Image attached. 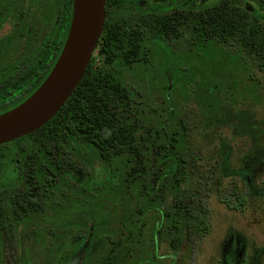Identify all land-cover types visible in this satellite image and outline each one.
Masks as SVG:
<instances>
[{
	"label": "trees",
	"instance_id": "obj_1",
	"mask_svg": "<svg viewBox=\"0 0 264 264\" xmlns=\"http://www.w3.org/2000/svg\"><path fill=\"white\" fill-rule=\"evenodd\" d=\"M72 11L73 0H0V29L9 27L0 34V74H20L21 83L31 87L34 81L32 94L63 48ZM129 29L108 16L95 52L102 61L92 57L74 93L49 122L0 145V264H167L166 258L191 249L208 233L201 190L209 181L219 184L223 176L241 174L250 188L247 170L230 169L226 146L215 177L193 183L196 153L175 103L169 99L166 106L151 107L128 82L129 73L158 84L163 93L170 84L165 71L146 74L153 51ZM244 44L224 57L250 61V77L255 68L263 73L259 86L264 33L259 47L253 35ZM215 83L205 77L196 91L205 87L210 99L221 88ZM178 84L188 101L192 82ZM217 191L234 209L247 195ZM164 243L169 250H163ZM220 264H245V259L235 246Z\"/></svg>",
	"mask_w": 264,
	"mask_h": 264
},
{
	"label": "rangeland",
	"instance_id": "obj_2",
	"mask_svg": "<svg viewBox=\"0 0 264 264\" xmlns=\"http://www.w3.org/2000/svg\"><path fill=\"white\" fill-rule=\"evenodd\" d=\"M95 52V61L101 62ZM225 52L230 55L235 51L228 49ZM173 55L167 49H155L153 61L144 70L146 74L165 71L164 76L167 75L170 84L164 93L158 84L144 83L128 73L130 86L151 107L159 104L166 106L169 99L175 103L179 116L189 126L190 142L196 153L193 183L202 185L206 177H215L220 155L227 152L226 148L221 147L226 146L231 151L227 155L230 169L247 170L250 188L241 174L223 176L219 184L209 181L206 189L201 190L205 194L204 202L210 222L208 233L197 240L191 249L183 247L175 252L174 258L169 256L165 262L220 264L228 251L236 246L238 257L244 258L245 264H264V82L256 85L263 80V73L255 68L253 77H250L252 69L247 67L251 66V62L246 60L227 59L220 64L207 63L210 61L206 58L210 59L211 52L204 53L203 64L195 67L180 66ZM189 73L193 75L189 76ZM209 76L217 82L216 87L218 82L221 84L210 99L209 94L204 92L205 87L199 85L196 91L197 83ZM180 81L192 82L195 88L187 94L186 102L178 84ZM204 97L205 101L202 99ZM211 99H214L215 106L209 111L206 105ZM151 107L146 111L149 119ZM218 188L226 194H232L233 189L242 194L247 192L244 198L241 196L244 204L240 209L229 208L219 197ZM235 197L232 196L230 200L235 201ZM162 247L163 250L170 249L167 243Z\"/></svg>",
	"mask_w": 264,
	"mask_h": 264
},
{
	"label": "flooded vegetation",
	"instance_id": "obj_3",
	"mask_svg": "<svg viewBox=\"0 0 264 264\" xmlns=\"http://www.w3.org/2000/svg\"><path fill=\"white\" fill-rule=\"evenodd\" d=\"M105 8L106 18L115 16L128 25V33L139 35L147 49L173 52L182 67L203 64L206 51L212 54L207 63L220 64L229 59L226 50L243 49L252 35L259 47L264 33V0H107ZM8 30L3 26L0 34ZM21 79L20 74H0V114L31 95L35 82L31 87Z\"/></svg>",
	"mask_w": 264,
	"mask_h": 264
},
{
	"label": "water",
	"instance_id": "obj_4",
	"mask_svg": "<svg viewBox=\"0 0 264 264\" xmlns=\"http://www.w3.org/2000/svg\"><path fill=\"white\" fill-rule=\"evenodd\" d=\"M106 1L73 0L68 35L51 71L29 97L0 114V145L44 126L74 93L104 30Z\"/></svg>",
	"mask_w": 264,
	"mask_h": 264
}]
</instances>
